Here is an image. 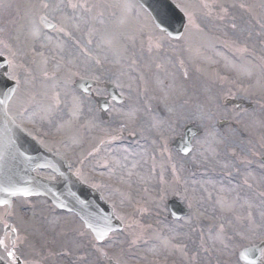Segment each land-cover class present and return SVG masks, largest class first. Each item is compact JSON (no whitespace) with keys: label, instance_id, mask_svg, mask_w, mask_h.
Listing matches in <instances>:
<instances>
[{"label":"rangeland","instance_id":"obj_1","mask_svg":"<svg viewBox=\"0 0 264 264\" xmlns=\"http://www.w3.org/2000/svg\"><path fill=\"white\" fill-rule=\"evenodd\" d=\"M172 1L186 16L178 39L135 0H0V53L18 83L10 113L124 223L96 244L81 226L60 236L63 216L45 200L17 201L10 222L23 206L33 230L15 245L30 259H45L49 242L69 251L53 257L64 264H105L101 253L122 264H243L238 251L264 243V0ZM92 77L89 95L75 88ZM108 85L122 101L102 111ZM188 125L198 135L181 155L173 142ZM171 197L187 216L171 219Z\"/></svg>","mask_w":264,"mask_h":264},{"label":"water","instance_id":"obj_2","mask_svg":"<svg viewBox=\"0 0 264 264\" xmlns=\"http://www.w3.org/2000/svg\"><path fill=\"white\" fill-rule=\"evenodd\" d=\"M151 14L155 24L167 35L178 38L185 23L183 13L170 0H138ZM41 22L47 29L54 25L46 20ZM8 64L0 56V205L10 204L14 196H45L57 208L74 212L85 223L98 241H102L114 230L121 228L114 218L112 209L93 188L83 184L70 171L67 161L41 147L33 138L16 125L6 113V105L16 87L6 74ZM90 83L81 81L78 87L87 90ZM111 98H116V90L111 87ZM239 106V103H236ZM106 105L104 106V109ZM196 129L188 126L184 138L176 140V148L182 154V148L192 147V138ZM264 162V159L262 160ZM36 168L50 169L59 176L58 181L47 180L34 173ZM172 216L180 218L187 209L176 200L168 203ZM110 229V230H109ZM101 233H106L99 238ZM241 260L256 264L261 256L260 247L244 249L239 254ZM0 264H5L0 259ZM109 264H115L109 261Z\"/></svg>","mask_w":264,"mask_h":264},{"label":"flooded vegetation","instance_id":"obj_3","mask_svg":"<svg viewBox=\"0 0 264 264\" xmlns=\"http://www.w3.org/2000/svg\"><path fill=\"white\" fill-rule=\"evenodd\" d=\"M5 208V215H3L2 217L0 216V233L2 234V237L0 238V240H5V237L7 236H11L12 234L15 233L12 231L13 226L11 225V223L9 222V220L12 218V215L9 216L10 210L11 208H7V207H1L0 209ZM7 225V227H6ZM8 251H12L14 253L13 258H9L7 256V252L5 249H1L0 250V255L9 263V264H17L18 260L20 261V264H49V263H45L44 262V258L43 257H34L33 259H29L27 260L23 255V252L21 250V248H7Z\"/></svg>","mask_w":264,"mask_h":264},{"label":"snow or ice","instance_id":"obj_4","mask_svg":"<svg viewBox=\"0 0 264 264\" xmlns=\"http://www.w3.org/2000/svg\"><path fill=\"white\" fill-rule=\"evenodd\" d=\"M71 7H75L76 5H70ZM41 7H44V8H47L48 7V4L47 3H44V4H42L41 5ZM204 7H209V5L207 4V3H205L204 4ZM241 7H243V5H241ZM185 10V12H186V15H188L189 16V20H190V22H191V14L190 13H188L187 11H186V9H184ZM46 17H44V16H41V20L42 21H46ZM233 27H235V25H233ZM97 63H99V61H97ZM82 79H84V78H82ZM92 79H97V77H92ZM182 151H183V153L186 155V154H188V152L190 151V149L188 148V147H183L182 148ZM0 203H7L6 201H0ZM6 227H7V225H6ZM110 230V229H109ZM12 231L13 232H15L16 231V229L15 228H13L12 229ZM106 233H101V235H100V237L99 238H102L103 237V235H105ZM0 247H4L5 248V250H6V252H7V256L11 259V258H13V256H14V253L12 252V251H8L7 250V246L5 245V242H4V240H0Z\"/></svg>","mask_w":264,"mask_h":264}]
</instances>
